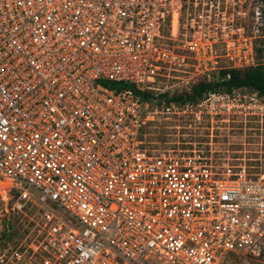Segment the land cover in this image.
I'll use <instances>...</instances> for the list:
<instances>
[{
	"label": "built area",
	"instance_id": "2783aa9c",
	"mask_svg": "<svg viewBox=\"0 0 264 264\" xmlns=\"http://www.w3.org/2000/svg\"><path fill=\"white\" fill-rule=\"evenodd\" d=\"M204 20L205 0H0V264L264 263V175L143 140L147 100L204 106L162 97L204 80Z\"/></svg>",
	"mask_w": 264,
	"mask_h": 264
},
{
	"label": "rangeland",
	"instance_id": "374dc122",
	"mask_svg": "<svg viewBox=\"0 0 264 264\" xmlns=\"http://www.w3.org/2000/svg\"><path fill=\"white\" fill-rule=\"evenodd\" d=\"M258 9L264 12L260 0H205V38L216 49L213 56H204V80H218L222 70L264 63V25L258 26L255 19ZM173 76L155 87L172 86L177 82ZM179 87L169 89L170 94ZM215 98L207 96L201 101L204 106L195 113L181 115L166 113L164 104L147 100L154 117L143 132L147 148L173 150L178 155L198 150L215 165L245 164L252 174L264 175V96L254 90L239 89L229 98ZM198 111L202 112L200 119L195 116ZM226 264L264 263L233 256Z\"/></svg>",
	"mask_w": 264,
	"mask_h": 264
},
{
	"label": "trees",
	"instance_id": "16d2710c",
	"mask_svg": "<svg viewBox=\"0 0 264 264\" xmlns=\"http://www.w3.org/2000/svg\"><path fill=\"white\" fill-rule=\"evenodd\" d=\"M264 5V0H260ZM228 75L230 77H228ZM239 89H250L259 92L264 96V63H258L245 69H226L222 70L218 80L198 81L190 91H183L181 94L162 96L168 102L177 103H199L210 94L223 93L222 95H230L233 91ZM145 98H149L150 94H143Z\"/></svg>",
	"mask_w": 264,
	"mask_h": 264
},
{
	"label": "flooded vegetation",
	"instance_id": "af4514ba",
	"mask_svg": "<svg viewBox=\"0 0 264 264\" xmlns=\"http://www.w3.org/2000/svg\"><path fill=\"white\" fill-rule=\"evenodd\" d=\"M219 26H220V25H219ZM208 28H210V27H208ZM219 28H220V27H219ZM219 28H218V29H219ZM216 29H217V28H216Z\"/></svg>",
	"mask_w": 264,
	"mask_h": 264
}]
</instances>
